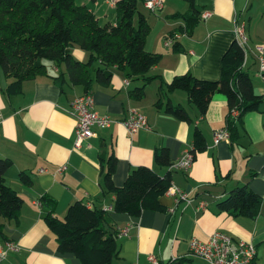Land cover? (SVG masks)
Returning a JSON list of instances; mask_svg holds the SVG:
<instances>
[{
    "label": "crops",
    "instance_id": "1",
    "mask_svg": "<svg viewBox=\"0 0 264 264\" xmlns=\"http://www.w3.org/2000/svg\"><path fill=\"white\" fill-rule=\"evenodd\" d=\"M118 1L76 3L94 13L103 26L117 23ZM163 3L157 13L149 12L144 4L140 6L151 26L146 50L162 55L151 76L162 77L166 84L175 76L188 73L202 80H220L223 56L237 40V26L245 25L249 38L245 70L251 74L256 94L264 97V76L258 73L260 64L255 55L257 47L264 49V0H195L201 15L207 11L212 15L202 20L191 36L178 38L182 46L179 52L166 46L167 36L181 25L174 16L190 14L191 7L186 0ZM72 55L84 62L90 57L78 47L72 49ZM65 72L64 66L48 65L47 74L24 82L18 95L6 92L13 79L0 75V159L11 160L7 184L24 200L18 220H3L6 239L0 237V245L16 242L20 251L10 253L2 264H79L75 256L58 252L56 237L43 220L40 199L44 194L58 201L57 216L61 220L76 201H85L89 207L113 209L107 214L108 223L117 232L127 227L129 232L118 238L119 253L111 264H151L150 255L161 264H181L182 260L204 264L191 256L190 242L194 238L207 241L216 231L254 244L257 257L253 264H264V103L238 123L240 138L236 145L232 146L230 140L216 144L215 133L227 130L230 118L224 96L214 97L204 117L189 104L184 91L165 94L158 108L162 83L159 79L146 86L144 99L135 100L129 92L142 86V82L130 81L126 73L114 67L110 84H95L91 90L95 110L110 116L114 123L106 129L94 128V136L76 150L77 120L71 102L86 91L72 85L67 75L63 86L58 85L53 78ZM169 100L184 106L191 121L182 122L167 114L164 108ZM131 110L148 120V128L134 136L122 125ZM197 128L203 132L207 148L197 155L189 172L156 165L158 149L167 148L173 163L191 150ZM111 156L117 158L113 177L117 187L125 184L133 169L146 166L161 176L171 173L172 188L184 191L187 198L176 203L166 194L160 200L167 208L164 213L144 211L139 218L115 213V198L106 193L102 176V166ZM63 166L67 170L60 173ZM22 174L30 177L31 185L22 182ZM245 185L263 199L258 217L253 220L219 213L218 203L230 191ZM202 202L207 205L204 211L198 210Z\"/></svg>",
    "mask_w": 264,
    "mask_h": 264
},
{
    "label": "trees",
    "instance_id": "2",
    "mask_svg": "<svg viewBox=\"0 0 264 264\" xmlns=\"http://www.w3.org/2000/svg\"><path fill=\"white\" fill-rule=\"evenodd\" d=\"M191 7L188 15H175L181 25L170 32L167 41L171 49H182L177 36L192 35L202 21L201 13L195 8V0H186ZM145 0H119L115 9L118 21L115 25H100L94 13L79 6L76 0H0V75L12 78L7 86L9 95L22 92L24 82L47 74V66H64L66 72L53 78L61 87L66 75L74 86L86 92L95 84H110L112 68L126 73L133 82L141 81L142 86L129 92L130 97L142 100L146 96V86L159 79L162 96L175 91H184L188 102L198 108L202 117L206 116L216 95L226 98L230 110L227 130L230 143L236 145L240 138L238 123L251 112L258 111L264 97L256 94L251 74L245 70L246 52L235 41L222 59V77L218 81L202 80L191 73L175 76L166 84L162 77L151 76L152 69L162 61V55L146 50V40L151 26L140 11ZM78 47L89 53L87 62L79 61L72 55ZM165 112L179 121L190 122V116L182 105H174L170 100ZM233 110L239 117L231 120ZM207 148L203 132L197 128L194 133L191 152L195 159ZM159 168H172L174 164L167 148L158 149L155 154ZM12 167L11 160L0 159V237L6 239L3 220H18L24 205L23 198L7 184L6 175ZM103 185L106 193L114 196V212L139 218L144 211L164 213L167 208L161 198L172 187V176L159 175L155 170L141 166L133 169L125 184L117 187L114 174L117 168L116 156H111L103 166ZM22 182L31 185L26 174L20 176ZM263 205L260 195L249 185L230 191L218 203L219 213L234 218L246 217L255 220ZM43 220L55 235L57 249L61 255H73L79 264H111L119 253L117 229L107 221V212L89 207L85 201L70 205L63 220L57 216L58 201L48 194L40 199ZM187 260H182L181 264Z\"/></svg>",
    "mask_w": 264,
    "mask_h": 264
},
{
    "label": "built area",
    "instance_id": "3",
    "mask_svg": "<svg viewBox=\"0 0 264 264\" xmlns=\"http://www.w3.org/2000/svg\"><path fill=\"white\" fill-rule=\"evenodd\" d=\"M145 8L151 13H157L162 10L164 3L163 0H145ZM211 12H204L202 14V20L210 18ZM236 37L240 45L244 48L246 56L249 54V38L245 31V25H238L236 28ZM180 36H177L179 38ZM172 42L167 41L166 46L171 47ZM255 55L259 61V75L264 76V49L257 47L255 49ZM129 82H127V85ZM71 111L77 120L76 125V139L74 148L80 150L86 140L94 136V128L106 129L112 126L114 121L108 115H100L95 110V103L93 92L89 91L82 96L76 97L71 102ZM232 119L239 117L238 110H233L231 113ZM0 115V123H1ZM122 125L127 129L131 136L137 134L140 130L148 128V120L146 116L138 113L135 110H131ZM215 143L219 144L223 140H230V133L228 130L217 131L214 135ZM195 162V157L191 150H186L182 157L177 160L172 168L187 173L191 170ZM67 170V166L59 168V172L62 173ZM167 194L173 197L178 203L181 199H186L187 195L184 191L177 188H170ZM206 203L202 202L198 206V210H206ZM111 207L104 208V211L112 212ZM129 228L119 229L118 238L128 236ZM20 251V247L16 242L7 241L4 245H0V264L6 261L10 253H17ZM191 256L201 260L204 264H253L257 257V248L254 244L243 240H237L231 235L216 231L207 241H201L199 239H192L190 242ZM151 264H161L154 255L148 257ZM183 264H197L194 261H187Z\"/></svg>",
    "mask_w": 264,
    "mask_h": 264
}]
</instances>
